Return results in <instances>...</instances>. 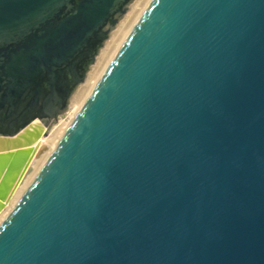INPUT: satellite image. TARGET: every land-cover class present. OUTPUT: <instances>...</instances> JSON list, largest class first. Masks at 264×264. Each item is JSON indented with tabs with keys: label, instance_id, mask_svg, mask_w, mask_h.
<instances>
[{
	"label": "water",
	"instance_id": "obj_1",
	"mask_svg": "<svg viewBox=\"0 0 264 264\" xmlns=\"http://www.w3.org/2000/svg\"><path fill=\"white\" fill-rule=\"evenodd\" d=\"M134 0H0V214ZM0 264H264V0H151L0 221Z\"/></svg>",
	"mask_w": 264,
	"mask_h": 264
},
{
	"label": "rangeland",
	"instance_id": "obj_2",
	"mask_svg": "<svg viewBox=\"0 0 264 264\" xmlns=\"http://www.w3.org/2000/svg\"><path fill=\"white\" fill-rule=\"evenodd\" d=\"M151 0H145L140 6H138L137 8H135V12L134 14H132L131 20L129 21V23L127 24V26L125 27V29L123 30V32L121 33V35L119 36V38L116 40V42L114 43V46L112 47L113 50H111V52L109 53L108 56L105 57L104 61L101 62L100 66H98V58L99 55L96 57L94 64L91 66L89 72L87 73V76L85 78V80L79 85L78 88H84L83 92L84 95L82 97V99L80 100V102H78V97H71L67 110L64 112L63 115H61L57 121L53 122L52 124H50L46 129H44L43 134L41 135L40 139H46L48 138L49 135L53 134L54 136L57 135L62 126H65V129L67 128V126L69 125V122L73 119V117L75 116L73 113H77L78 110L80 109V107L82 106V104L84 103L85 99L88 97V95L90 94V92L92 91L93 87L95 86L96 82L99 80L100 76L102 75V73L104 72V70L106 69L107 65L109 64V62L111 61V59L113 58V56L115 55V53L117 52L118 48L120 47V45L122 44V42L124 41V39L126 38V36L129 34L130 30L132 29L133 25L136 23V21L139 19V17L141 16V14L143 13V11L145 10V8L147 7V5L149 4ZM134 3V2H133ZM132 5L130 6V8L128 9V11L126 12L125 16H127V14H130L132 12ZM124 16V18H125ZM123 20V19H122ZM122 20L119 22V24L117 25V27L120 25V23L122 22ZM117 27L115 28V30L117 29ZM114 30V31H115ZM113 31V32H114ZM112 36V34H111ZM111 36L109 37L108 41L111 39ZM107 43V42H106ZM103 50V49H102ZM98 66V67H96ZM96 68V70H95ZM93 71H96V75L93 79H89L88 77L90 76V74H92ZM93 81V82H92ZM88 83V84H87ZM90 84V85H89ZM87 88V89H86ZM79 105V107H78ZM75 107V108H74ZM78 108V109H76ZM72 118V119H71ZM61 125V126H60ZM59 127V128H58ZM56 130V132H55ZM55 134H54V132ZM64 133V132H63ZM62 133V134H63ZM52 135V136H53ZM53 136V137H54ZM61 137V136H60ZM60 139V138H59ZM47 148L49 147V145H46ZM50 148V147H49ZM54 148V147H53ZM36 161V162H35ZM37 162H39L37 160H31V164L33 167V171H34V164H37ZM43 165V164H42ZM33 173V172H32ZM31 173V174H32ZM30 176V175H29ZM29 176L27 177V179L29 178ZM27 179L25 180V182L27 181ZM24 182V183H25ZM18 190V189H17ZM17 190H15V192L13 193V195L11 196L10 200L8 201V203L5 206V210L9 207V210L12 208V206L14 204H11V201L14 197V194H16Z\"/></svg>",
	"mask_w": 264,
	"mask_h": 264
},
{
	"label": "bare ground",
	"instance_id": "obj_3",
	"mask_svg": "<svg viewBox=\"0 0 264 264\" xmlns=\"http://www.w3.org/2000/svg\"><path fill=\"white\" fill-rule=\"evenodd\" d=\"M144 1L145 0H134L133 6H132V12L130 14H127V16L124 15L125 18L124 17L122 18L123 19L122 22L117 27V29L112 33L111 39L109 41L107 40V43H105V45L102 48L103 50L101 49V51L99 52L100 55L98 54L99 55L98 63H97L98 66H100L101 62L104 61L105 57L109 55V53L111 52V50H113L112 47L114 46V43L119 38V36L123 32V30L125 29V27L127 26V24L129 23V21L131 20L132 14H134V12H135L134 11L135 8H137L138 6H140ZM98 66H96V67H98ZM95 70H96V68H95ZM95 75H96V71H93L92 74H90V76L88 77V80L89 79H93L95 77ZM83 90H84V88H81V87L80 88H77L72 97L73 98L78 97L77 100H78V102H80V100L82 99V97L84 95V92H85V91L83 92ZM80 103H82V102H80ZM78 107H79V105H78ZM76 109H78V108H76ZM73 114L75 115V113H73ZM64 131H65V126H62L60 132L57 135L54 136L53 134H51L46 139H39V141H38L39 144L49 145L50 148L48 147L47 150L39 158V162H37V164H34L35 166H34L33 173L30 174V176L27 179V181L25 183H23V185L16 191L17 193L14 194V197H13V199L11 201V204H14L17 201V199L20 197V195L25 190V188L27 187V185L34 178V176L36 175V173L38 172V170L40 169V167L42 166V164L45 162V160L49 156V154L52 151L53 147H55V145L57 144L60 136H62V133ZM55 132H56V130H55ZM55 132H54V134H55ZM8 211H9V207L0 214V221L3 219V217L7 214Z\"/></svg>",
	"mask_w": 264,
	"mask_h": 264
}]
</instances>
